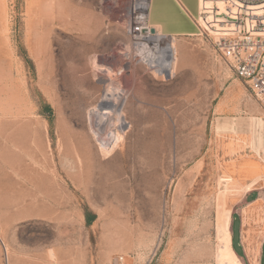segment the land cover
Masks as SVG:
<instances>
[{
    "label": "rangeland",
    "instance_id": "obj_1",
    "mask_svg": "<svg viewBox=\"0 0 264 264\" xmlns=\"http://www.w3.org/2000/svg\"><path fill=\"white\" fill-rule=\"evenodd\" d=\"M130 1L0 8V264H218L231 226L217 224V196L227 173L250 180L233 163L262 164L264 202V149L230 145L251 129L264 145V104L198 30L174 35L175 64L139 61ZM107 90L125 101L108 153L92 120Z\"/></svg>",
    "mask_w": 264,
    "mask_h": 264
},
{
    "label": "built area",
    "instance_id": "obj_2",
    "mask_svg": "<svg viewBox=\"0 0 264 264\" xmlns=\"http://www.w3.org/2000/svg\"><path fill=\"white\" fill-rule=\"evenodd\" d=\"M141 4L140 0H131L124 13L125 28L138 50L139 61L140 48L153 50L143 40L159 32H152L154 27ZM196 23V35L213 39L214 48L256 100L264 104V0H199ZM161 74L166 75L164 71ZM113 264L128 263L119 255Z\"/></svg>",
    "mask_w": 264,
    "mask_h": 264
},
{
    "label": "bare ground",
    "instance_id": "obj_3",
    "mask_svg": "<svg viewBox=\"0 0 264 264\" xmlns=\"http://www.w3.org/2000/svg\"><path fill=\"white\" fill-rule=\"evenodd\" d=\"M141 3V8H143L144 13L149 16V0H143ZM0 8L2 9V13L5 14V0H0ZM143 41L144 43L149 44L154 51H143V49L139 47L141 50L142 61L163 68L165 65L170 63L172 57L171 55L174 54L175 56L172 61L173 64L176 63L177 57L174 50L176 49V46H178V43L175 36L162 35L158 32L156 34H150L149 37L145 38ZM174 71L175 70H172V73H174ZM120 91L121 92L118 93L114 90H107L100 104L101 109H98V111L95 112L92 119L94 121L93 126L100 141V149L106 153L117 148L118 144L124 139L125 135V133L123 134L124 131L121 129V124H124L125 121L123 118L122 108H120L124 97L121 95L122 90ZM124 102L125 101H123V103ZM94 109H96V107ZM253 120L255 121V119ZM260 123L262 124V122ZM253 125H255V123ZM257 135L258 134L253 129L250 131L242 130L241 134L237 132L233 133L230 141L232 150L242 151L246 146H249L252 148L253 152L260 154V151L264 149V145L262 144L263 137L259 135L257 140ZM233 165L237 174L241 176L248 175L250 176V180L245 182L241 179V177H234L228 173L225 175V181L227 182L226 188L218 194L216 201V221L218 225L226 223L231 226L232 217L230 211L232 209V203L247 194L252 189L257 188L263 178L262 164L259 161L251 158H243L242 161L239 163H233ZM197 166L199 165L197 164ZM245 218L247 219V216ZM231 240L232 232L231 228H229L227 236L221 237V245L219 247L220 252L216 255L218 264H243L234 252ZM179 241L180 238L173 239L170 244L171 249L175 248L176 245L179 244ZM194 247L198 248L200 246L199 244H194ZM257 257L258 253L254 250L253 264H257Z\"/></svg>",
    "mask_w": 264,
    "mask_h": 264
},
{
    "label": "crops",
    "instance_id": "obj_4",
    "mask_svg": "<svg viewBox=\"0 0 264 264\" xmlns=\"http://www.w3.org/2000/svg\"><path fill=\"white\" fill-rule=\"evenodd\" d=\"M198 13L199 0H149V22L154 29L167 36L196 34L199 31L196 23ZM243 198L240 207L236 211L234 209L238 216L233 217L231 224V245L245 264H252L254 250L258 253L257 264H262L264 202L257 188L249 191Z\"/></svg>",
    "mask_w": 264,
    "mask_h": 264
},
{
    "label": "water",
    "instance_id": "obj_5",
    "mask_svg": "<svg viewBox=\"0 0 264 264\" xmlns=\"http://www.w3.org/2000/svg\"><path fill=\"white\" fill-rule=\"evenodd\" d=\"M154 31H155V29L153 28V29H152V32H154Z\"/></svg>",
    "mask_w": 264,
    "mask_h": 264
}]
</instances>
